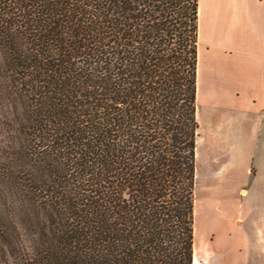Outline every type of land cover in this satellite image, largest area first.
Instances as JSON below:
<instances>
[{"label":"trees","instance_id":"1","mask_svg":"<svg viewBox=\"0 0 264 264\" xmlns=\"http://www.w3.org/2000/svg\"><path fill=\"white\" fill-rule=\"evenodd\" d=\"M198 0H0V264H195Z\"/></svg>","mask_w":264,"mask_h":264},{"label":"rangeland","instance_id":"2","mask_svg":"<svg viewBox=\"0 0 264 264\" xmlns=\"http://www.w3.org/2000/svg\"><path fill=\"white\" fill-rule=\"evenodd\" d=\"M213 102L212 123L210 108L198 114L194 252L203 264H237L240 242L255 245L259 229L264 236V125L253 111L242 117L236 100ZM251 166L255 178L246 173ZM249 264H264V256L250 252Z\"/></svg>","mask_w":264,"mask_h":264},{"label":"crops","instance_id":"3","mask_svg":"<svg viewBox=\"0 0 264 264\" xmlns=\"http://www.w3.org/2000/svg\"><path fill=\"white\" fill-rule=\"evenodd\" d=\"M197 118L200 107H212L213 100H236L242 117L253 111L257 127L264 125V0H198ZM212 123L215 114L208 109ZM199 141V138H198ZM197 141V147H198ZM248 176H257L254 167ZM243 195L248 190H242ZM237 225L244 224L238 217ZM250 252L264 256V236L259 229L255 245L242 241L237 264H249ZM194 252V263L203 264ZM196 259V260H195Z\"/></svg>","mask_w":264,"mask_h":264},{"label":"bare ground","instance_id":"4","mask_svg":"<svg viewBox=\"0 0 264 264\" xmlns=\"http://www.w3.org/2000/svg\"><path fill=\"white\" fill-rule=\"evenodd\" d=\"M196 256H197V258H198V252H197V255H196ZM195 260H196V259H195Z\"/></svg>","mask_w":264,"mask_h":264}]
</instances>
